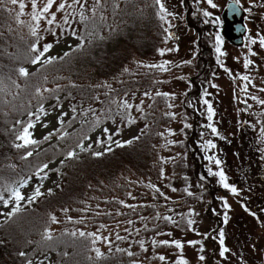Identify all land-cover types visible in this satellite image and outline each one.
<instances>
[{"label":"rangeland","instance_id":"rangeland-1","mask_svg":"<svg viewBox=\"0 0 264 264\" xmlns=\"http://www.w3.org/2000/svg\"><path fill=\"white\" fill-rule=\"evenodd\" d=\"M98 1L55 0L38 21L33 15L41 13L48 0H36L35 8L33 0H17L12 6L21 15L17 21L20 30L33 32L35 29L37 32L65 17L71 18L68 19L70 23L75 22L76 17L91 13ZM159 1L163 5L161 11L168 32V40L161 48L165 50L164 55L159 52L152 58H138L129 66L139 76L150 74L153 79L149 87L138 92L134 103L138 107L136 112L142 114L151 97L166 93L165 109L174 114V119L164 128V145L156 162L160 170L150 176L130 174L128 178L123 177V189L96 195L82 211H74L71 207L55 211L56 222L51 224L50 232L54 234L65 227H74L78 231L94 233L101 251L131 246L132 250L140 251L139 255L135 253L140 264H178L181 258L188 264H264V135L260 125V114L264 110V104L260 103L264 101V47L259 42L260 37H264V0H238L244 5V20L249 26L246 42L233 45L221 34L217 40L221 62L211 76L199 73V66L203 65L202 51L198 50L201 37L191 18L204 11L222 22L221 13L227 0ZM21 3L25 6L23 11ZM62 3L65 4L63 9L59 7ZM49 20H53L52 24ZM58 30L59 26L53 28L55 33ZM52 39L51 48L44 52L39 62L27 64V71L63 54L79 42L74 34ZM246 60L252 62L248 67H245ZM165 62H168L165 64L167 71L149 67ZM244 76L248 80H244ZM197 80L199 89L196 90L192 81ZM209 105L213 109L211 120L208 119ZM193 114L198 117L196 125ZM69 115L67 104L47 102L29 123L33 125L28 128L30 138L37 141L48 135ZM209 124L216 128L215 133ZM137 133L135 122L108 121L92 132L83 146L106 139L104 148L111 147L132 140ZM188 141L196 147L195 157L191 151L186 154L188 150L184 144ZM209 141L215 147H209ZM20 142L24 143L21 139ZM184 155L189 166L183 174L181 169H175L174 163ZM57 163L48 164L44 172L19 189L25 198L20 201L21 207L29 204L28 199L37 188L42 194L59 184L62 175L53 169ZM221 170L229 185L237 189L235 194L224 188L220 177L213 174ZM195 174L210 181L206 190L195 179ZM225 201L229 207L224 206ZM149 203L158 207L161 219L171 217L164 228L154 230L157 222L153 211L147 208ZM15 206L14 196L0 205V221ZM184 216L194 223L186 227L188 221H180ZM225 216L228 217L226 222ZM164 240L170 243H159ZM176 240L182 243V249L171 243ZM190 241L198 243L191 244ZM52 259L39 254L33 256L29 264H50Z\"/></svg>","mask_w":264,"mask_h":264},{"label":"trees","instance_id":"trees-1","mask_svg":"<svg viewBox=\"0 0 264 264\" xmlns=\"http://www.w3.org/2000/svg\"><path fill=\"white\" fill-rule=\"evenodd\" d=\"M20 17L11 0L0 2V205L44 172V165L58 161L53 169L62 177L51 191L22 206L10 219L7 216L0 221V264H29L39 254L53 257L50 264H140L136 259L140 251L132 250L131 246L101 251L91 233L65 227L53 234L50 228L55 211L67 207L82 211L96 195L123 189V177L150 176L160 170L156 162L164 145V128L174 114L166 111L168 98L161 94L150 98L142 114L136 112L138 92L149 87L153 79L150 74L139 76L129 66L138 58L156 56L168 40L160 1L99 0L91 13L76 17L75 22L70 23L71 18L65 17L35 35L20 30L17 22ZM191 23L201 37L198 50L202 51L203 65L199 66V73L211 76L221 62L217 40L222 37V22L203 11L193 16ZM58 26L55 33L53 28ZM69 34L78 37L75 46L32 71L25 69L46 45L52 44L53 37ZM34 46L39 51H33ZM218 47L220 52L216 50ZM21 68L27 75L20 73ZM192 82L193 89H199V81ZM50 101L67 104L68 118L50 136L37 140L39 143L16 147L24 144L19 139L22 130L38 109ZM193 116L196 125L197 114ZM108 121L135 122L138 133L130 140L132 143L118 142L124 146L116 143L104 148V139L84 146L87 150L76 151L86 137ZM260 125L264 135V110ZM184 145L186 154L191 151L195 157L196 147L190 141ZM109 148L112 150L108 151ZM73 151L76 156L69 157L68 153ZM28 152L32 154L29 156ZM97 152L103 154L94 155ZM185 157L174 163L175 169H181L183 174L189 166ZM194 177L205 190L210 186L205 176ZM147 208L153 211L157 222L154 230L164 228L168 219H161L158 207L149 203ZM180 221L189 218L184 216ZM81 232L85 235L81 236Z\"/></svg>","mask_w":264,"mask_h":264},{"label":"snow or ice","instance_id":"snow-or-ice-1","mask_svg":"<svg viewBox=\"0 0 264 264\" xmlns=\"http://www.w3.org/2000/svg\"><path fill=\"white\" fill-rule=\"evenodd\" d=\"M54 2H55V0H48L47 5L42 9V12H41V13H35V14L33 15V19L38 21V20L40 19L41 15H42V13H46V12H48L49 9L53 6ZM209 2H211V0H209ZM11 3L16 4V3H17V0H11ZM157 3H159V0H157ZM35 6H36V0H33V7L35 8ZM213 6L215 7V5H213ZM24 7H25V6L21 3V4H20L21 11H23V8H24ZM59 7H60L61 9H63V8L65 7V4L62 3V4L59 5ZM160 7H161V9H163V5H162V4L160 5ZM54 18H55V16H54V14H53V19H54ZM82 18H83V17H82ZM161 19H163V17H161ZM52 22H53V20H49V21H48L49 24H52ZM32 31H33V35H35V34H36V30L33 29ZM259 42H260L261 46L264 47V37H260V41H259ZM252 43H256V41H255V40H252ZM49 48H51V45H46V46L44 47L43 51H42V52H39V54L33 59L32 62H33V63H37V62H39L40 59H41V57L43 56L44 52H47V51L49 50ZM216 50H217V52H220V48H219V47H218ZM33 51H39V50L34 46V47H33ZM159 51H160V54H161V55H164V52H165L164 49H161V50H159ZM167 51H172V49H168ZM47 62H51V60H49V61H47ZM167 63H168V62H165L164 64H160V65H150L149 67H159V68H161L162 70L167 71L168 69L165 67V64H167ZM251 63H252V62H251L250 60H246V61H245V67H248V65L251 64ZM19 71H20V73H21L22 75H27V71H26L25 69L21 68ZM243 79H244V80H248V77H247V76H244ZM164 95H168V94L165 93ZM253 99H255V97H253ZM204 103H205V104H208V101L205 100ZM260 103L264 104V101H260ZM125 106H126V107H130V105H127V104H125ZM208 112H209L208 119L211 120V119H212V115H213V109L211 108L210 105H209V108H208ZM31 127H33V125H32V124H29L28 127L25 128V130H24V134L21 135V136L19 137V139H21V140L24 141V144H23V145L18 144V145H16V147H23V146H26V145H33V144H37V143H39V141H36V140L30 138V137H31V133L28 131V128H31ZM208 127L211 128L212 131H213L214 133L217 131L216 128L213 127V125H211V124H209ZM50 135H51V134H49V136H50ZM64 135H67V133H64ZM48 138H49V137H45V139H48ZM86 138H87V137H86ZM108 139L111 140V136H109ZM125 143L130 144V143H132V141H127V142H125ZM117 146L122 147V146H124V145L118 143ZM208 146H209V147H215V145L212 144L211 141L208 142ZM79 147L81 148V150H87V149L84 148V146H83L82 143L79 145ZM111 150H112L111 148L108 149V151H111ZM31 154H32L31 152H28V153H27V155H29V156H30ZM102 154H103V153H100V152L94 153V155H96V156H100V155H102ZM68 156H69V157H75V156H76V153H75L74 151H73V152H69V153H68ZM209 159H212V158L209 157ZM216 163L219 164L220 161L217 160ZM44 168H47V165H44ZM213 174H214V175H217V176L220 177V182H221V184L223 185L224 188H226V189H230L234 194L237 192V189H236L234 186L229 185V183L227 182V176L225 175V173L223 172V170H221V171H219V172H216V173H213ZM49 191H51V190H49ZM13 195H14L15 200H16V206H15V208H13V210H12L11 212H9V213L7 214L9 219H10L13 215H15L17 212L21 211L20 201H22V200L25 199L24 196H23L18 190H17V191H14V192H13ZM39 195H41V193H40L39 188H37V189H36V192L34 193V195L28 199V203L31 204V203L36 199V197L39 196ZM189 195H191V193H189ZM5 203H7V202H5ZM224 206H225V207H229V205L227 204L226 201H225V205H224ZM65 211H67V210H65ZM166 219L171 220V217H166ZM227 219H228V217L225 216V222L227 221ZM52 220H53V222H56V218H55L54 216L52 217ZM188 223H189V224H192V223H194V221L189 220ZM73 235H75V233H73ZM80 235L83 236V235H85V234H84L83 232H81ZM89 235H93V236H94L95 234L93 233V234H89ZM221 237H223V232H221ZM48 238H51L50 235L48 236ZM120 238H121V237H118V239H120ZM159 243H161V244H163V245H168L170 242L167 241V240H164V241H160ZM171 243L174 244L177 248H180V249L183 248L182 243H181L180 241H178V240H176V241H172ZM189 243H191V244H196V243H198V242H197V241H190ZM221 243H223V240H221ZM224 251H228V250L225 249ZM97 252H98V254H99V251H98V250H97ZM221 254L223 255V253H221ZM21 255H24V253H21ZM129 255H131V253H129ZM160 259L163 260L164 257L161 256ZM200 259H203V257H200ZM178 264H188V261L185 260V259H183V258H181V259L178 261Z\"/></svg>","mask_w":264,"mask_h":264},{"label":"water","instance_id":"water-1","mask_svg":"<svg viewBox=\"0 0 264 264\" xmlns=\"http://www.w3.org/2000/svg\"><path fill=\"white\" fill-rule=\"evenodd\" d=\"M244 7L238 0H228L222 11L224 37L235 45L245 43L248 25L243 20Z\"/></svg>","mask_w":264,"mask_h":264}]
</instances>
